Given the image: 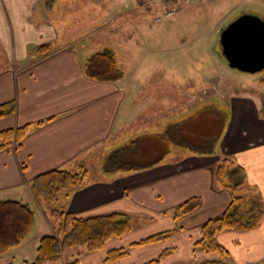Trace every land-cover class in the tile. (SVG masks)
<instances>
[{"label":"crops","instance_id":"crops-1","mask_svg":"<svg viewBox=\"0 0 264 264\" xmlns=\"http://www.w3.org/2000/svg\"><path fill=\"white\" fill-rule=\"evenodd\" d=\"M125 4L0 0V105H16L14 114L0 119V132L31 127L20 148L0 153V201H22L35 213L33 231L20 246L0 255V264L35 260L40 239L53 234V221L31 191L32 180L54 169L76 171L80 161L89 167L87 181L59 208L78 217L126 213L144 226L138 229L134 223L129 234L104 249L80 253L77 264H148L168 249L170 254L152 264L223 260L196 242L201 226L221 216L232 201L231 192L215 180V169L225 158L246 170L240 192L264 202V116L251 105H237L225 114L223 131L213 136L174 125L169 102L157 107L154 96L143 98L144 86L125 61L132 60L139 42L135 31L148 23L135 0L128 1L132 9ZM153 13L157 16V9ZM47 44L50 50L40 53L38 48ZM103 51L114 53L123 71L118 80L87 75L88 59ZM132 141L137 149L125 150ZM174 146L182 154L175 156ZM119 151L124 152L121 162H134L138 169L111 168L106 161ZM192 199L199 201L197 209L175 219V210ZM167 231L174 234L166 240L132 247ZM217 240L229 251L226 264H264V218L254 230L227 231ZM118 249L127 255L106 262L108 253ZM78 253L73 252V261ZM71 262L64 257L53 264Z\"/></svg>","mask_w":264,"mask_h":264},{"label":"rangeland","instance_id":"rangeland-1","mask_svg":"<svg viewBox=\"0 0 264 264\" xmlns=\"http://www.w3.org/2000/svg\"><path fill=\"white\" fill-rule=\"evenodd\" d=\"M128 1L126 10L133 8ZM135 1L148 23L135 31L139 42L135 43L132 60L125 61L144 86L143 98L154 96L157 107L169 102L174 125H185L205 135H219L225 114L237 105H251L264 116V69L254 74L231 69L220 44L221 30L240 16L264 19V0ZM156 9L158 14L152 17ZM160 117L158 114V121ZM174 150L175 156L182 154L178 147ZM132 222L138 229L144 226L143 220ZM76 251L67 250L60 261L64 257L73 261Z\"/></svg>","mask_w":264,"mask_h":264},{"label":"trees","instance_id":"trees-1","mask_svg":"<svg viewBox=\"0 0 264 264\" xmlns=\"http://www.w3.org/2000/svg\"><path fill=\"white\" fill-rule=\"evenodd\" d=\"M50 45L38 48L41 53H47ZM224 57V56H223ZM225 59V58H224ZM226 61V59H225ZM227 62V61H226ZM87 75L98 81H115L123 76L116 57L111 51L93 54L86 63ZM16 105L9 102L0 105V119L14 114ZM30 125L11 128L0 132V153L11 148H20L22 142L30 133ZM148 145V144H147ZM149 146V145H148ZM137 149L132 141L125 150ZM160 150V147H159ZM113 154L106 161L111 168L120 165V169L134 170L138 165L134 162H121V154ZM89 167L85 161H80L76 171L54 169L36 176L31 182L34 197L46 208V212L53 221V234L43 236L38 244L35 260L25 264H51L59 262L67 250L78 249L76 259L68 264H77L80 253L97 252L106 247L113 239H120L133 230L132 218L129 214L113 212L91 217H78L59 204L68 199L71 193L82 188L89 176ZM215 180L222 188L232 194V201L226 211L216 218L206 221L201 226V237L196 245L205 253H217L223 260H209L200 264H226L229 251L221 245L217 236L227 231H250L260 226L264 218V202L256 195H245L241 189L245 188L246 170L230 158L223 159L215 169ZM50 205H55L56 208ZM199 201L192 199L180 205L174 213V218H180L195 209ZM35 213L31 207L19 200L0 201V255L18 247L33 231ZM174 231H167L149 236L132 245V247L149 245L170 238ZM172 252L165 250L158 259L148 263H159L162 258ZM127 255V250L110 251L106 262L114 263Z\"/></svg>","mask_w":264,"mask_h":264},{"label":"water","instance_id":"water-1","mask_svg":"<svg viewBox=\"0 0 264 264\" xmlns=\"http://www.w3.org/2000/svg\"><path fill=\"white\" fill-rule=\"evenodd\" d=\"M222 54L229 67L254 74L264 69V19L244 14L221 30Z\"/></svg>","mask_w":264,"mask_h":264}]
</instances>
